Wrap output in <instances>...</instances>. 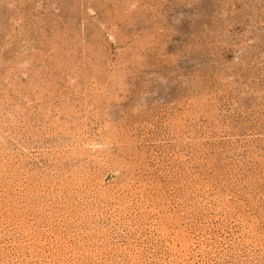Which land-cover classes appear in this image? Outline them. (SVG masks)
Here are the masks:
<instances>
[{
	"label": "rangeland",
	"instance_id": "1",
	"mask_svg": "<svg viewBox=\"0 0 264 264\" xmlns=\"http://www.w3.org/2000/svg\"><path fill=\"white\" fill-rule=\"evenodd\" d=\"M0 264H264V0H0Z\"/></svg>",
	"mask_w": 264,
	"mask_h": 264
}]
</instances>
